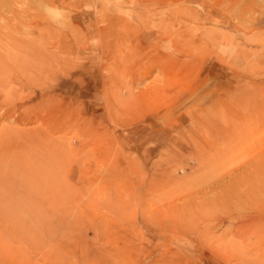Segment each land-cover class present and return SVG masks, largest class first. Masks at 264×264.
I'll return each mask as SVG.
<instances>
[{
  "label": "rangeland",
  "instance_id": "374dc122",
  "mask_svg": "<svg viewBox=\"0 0 264 264\" xmlns=\"http://www.w3.org/2000/svg\"><path fill=\"white\" fill-rule=\"evenodd\" d=\"M0 142L16 264H264V0H0Z\"/></svg>",
  "mask_w": 264,
  "mask_h": 264
},
{
  "label": "bare ground",
  "instance_id": "6f19581e",
  "mask_svg": "<svg viewBox=\"0 0 264 264\" xmlns=\"http://www.w3.org/2000/svg\"><path fill=\"white\" fill-rule=\"evenodd\" d=\"M60 1L62 2V0H60ZM52 3L53 2H50V3L47 2L46 4H48L49 7H51V8H56V7L60 6L59 5L60 3L59 4H54V3L52 4ZM99 22L101 24L105 23V21H103V20H99ZM141 68H143V67H141ZM149 73H151V72H149ZM144 78L145 77H143L142 79H144ZM157 88H156V90H154L155 92L157 91ZM169 94L168 93L166 94L164 92L163 93L160 92L158 95H156V99H154V100L158 102L162 98L168 96ZM135 97H137V96H135ZM231 110H232V108H231ZM231 110H229L230 114L232 113ZM118 117H119V114L117 112H115V110H113L110 114V120L112 122H115L117 120L116 118H118ZM27 140H28V147L33 149V151L28 152L29 158H27L26 165L29 163L31 166H33V164H34L33 159L35 160L36 163H39V153H40L41 147L38 144V141L36 139L31 138V139H27ZM4 150H5V146L0 142V228L2 229V227H3L4 233L6 232L7 234L12 236V238H13L12 240H14V242L16 244V245L15 244L14 245L16 246V248L18 250V254L12 252V250L9 247V241L0 233V249L2 250V251L0 250V253H3V255L0 257V264H10V263L16 264V262H15L16 258L19 256H24V257L25 256H28V257L33 256V257H37V258L41 257L42 251L44 249V246H43L44 242L42 241V234L44 232L42 233V231H43L42 220H40L38 217H36L35 219L27 218L28 219L27 222L26 221H16L14 217L12 218V216H13L12 210H13L15 204H17V202L20 201V195L24 196L26 193H25L24 187L19 188V189H18V187H15L14 194L11 191V188H12L11 186H13V184H14L12 179H11V175H12L11 167H12V165H11L9 155H7ZM32 169L34 170L33 172L27 171V173L31 174L33 176L37 185L32 183L30 181V179L24 178L23 176H20V177H18L17 183L15 186H38V184H40L39 186H41L40 178H38V176H39L38 171H36L34 168H32ZM21 190H22V192H21ZM15 194H18V196H16ZM4 235H6V234H4ZM44 236H46V235H44Z\"/></svg>",
  "mask_w": 264,
  "mask_h": 264
}]
</instances>
